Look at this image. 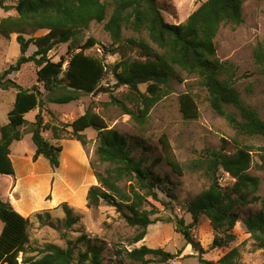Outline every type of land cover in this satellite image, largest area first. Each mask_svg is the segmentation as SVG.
Returning <instances> with one entry per match:
<instances>
[{"label":"trees","instance_id":"16d2710c","mask_svg":"<svg viewBox=\"0 0 264 264\" xmlns=\"http://www.w3.org/2000/svg\"><path fill=\"white\" fill-rule=\"evenodd\" d=\"M0 8L4 11L10 9L4 0H0ZM13 9L16 17H6L0 21V36L9 39L11 34H16L19 46L16 62L0 73V89L16 91L7 115L8 123L0 128L1 176H14L10 146L21 141L23 134L20 128L27 124L25 116L35 110H39V113L31 123L29 132L35 147L32 160L35 162L43 158L51 168H58L62 147L51 144L43 137L46 125L40 109L45 104L68 105L79 100L82 94L98 92L108 69L100 59L83 54L82 51L95 45V40L91 38L82 45V51L71 55L65 71L62 70L64 59L55 63L48 58V54L54 46L67 43L68 54H71L77 35L86 31L91 23L105 21L103 29L111 39L110 53L115 54L127 48L136 49L143 58L123 59L112 67L115 86L128 89L123 100L110 95L111 104L117 105L123 115L130 116L137 123H144L151 109L163 96L170 79L180 81L175 69L177 67L198 79L200 87L206 91L211 110L225 119L237 136L264 141V121L252 107L244 103L234 87V65L216 58L214 40L219 28L222 25L238 27L243 23L242 0H207L183 24L178 25L164 21L158 0H18ZM108 11L110 15L107 19ZM125 30L146 35L150 43L143 38H123ZM36 31L46 33L25 38L27 32ZM31 46L35 51L27 56ZM253 56L264 75V42L257 45ZM29 63L38 68L37 82L42 84L44 92L37 86L26 89L6 79ZM140 85H146L145 93L140 91ZM58 91L64 93L57 94ZM179 106L185 120L199 117L192 94L180 95ZM230 107L235 111H230ZM67 128L71 129L72 139L82 146L87 145L82 133L89 129L96 131L98 147L95 154L98 161L107 166L103 172L95 173L98 186L88 191V207L96 209L100 204H105L114 208L125 223L135 229L128 240L129 246L144 240L148 227L156 222V219H152L153 210L157 206L167 208V204L158 196V191L166 195L169 193L161 179L132 155L127 138L115 129H109L106 121L93 108H88ZM53 134L58 137L55 132ZM160 144L167 166L173 173L182 176L183 169L172 159L165 137L160 139ZM226 148L227 143L223 140L219 149H206L201 157L187 166L190 172L201 174L209 186L186 207L192 222L186 225L183 219H178L175 229L183 235L185 243L198 253L200 264H214L201 258L204 250L191 235V229L198 225L200 218L208 220L216 235L213 247H225L234 241L233 231L241 209L250 205L259 204L260 210L246 216L242 222L254 241L253 248L264 249V200L258 194L260 179L249 174L251 147H238L233 154H227ZM257 155L258 169L264 172V146L258 148ZM220 172L233 180L231 186L220 185ZM147 207L152 210H147ZM60 208L65 214L62 225L66 229L76 225L78 217L67 204L63 203ZM0 222V264H103V248L93 244L85 234L68 241L64 248L46 244L42 256H24L19 262V255H25L29 243L30 221L0 199ZM125 253L130 262L119 264H148L151 261L147 257L164 264L179 254L146 246ZM238 256V250L233 249L219 263L232 264Z\"/></svg>","mask_w":264,"mask_h":264},{"label":"rangeland","instance_id":"374dc122","mask_svg":"<svg viewBox=\"0 0 264 264\" xmlns=\"http://www.w3.org/2000/svg\"><path fill=\"white\" fill-rule=\"evenodd\" d=\"M18 0H4L8 11L0 8V21L6 17H16L13 7ZM164 21L171 25L183 24L187 18L207 0H158ZM110 11L107 13V19ZM243 23L238 27L221 26L214 40L216 58L229 62L235 67L234 87L241 99L252 107L259 118L264 121V75L254 61V50L264 42V0H242ZM106 22V21H105ZM91 23L90 27L77 35L73 42L74 49L68 54L69 44L56 45L49 52L48 58L53 62L64 63L62 70L68 67L73 53L82 51V45L91 38L95 45L82 51L84 55L100 59L107 67V75L101 83L100 90L92 95L82 94L79 100L68 105L45 104L40 109L43 123V137L53 145H60L59 166L53 169L48 162L39 158L33 162L35 147L31 141L30 129L39 110L25 116L27 124L20 128L23 134L21 141L10 146V159L14 167V176L0 175V199L8 203L24 218L29 219V243L25 255H19V262L24 256L38 258L42 256L43 246L53 244L64 248L68 241H73L80 234H85L93 244L101 246L103 264L129 263L126 251L146 246L151 249H162L178 256L164 264H200L198 253L185 243L184 237L175 229V221L183 219L186 225L192 222L186 207L199 193L206 190L209 182L199 173L188 170V164L201 157L206 149H219L226 141L227 154H233L236 148L251 147L252 164L249 174L260 179L258 194L264 200V172L258 169L257 150L264 146L259 138L237 136L225 119L217 116L206 100L205 89L200 87L194 75L176 69L180 79H170L164 88L161 99L151 109L144 123L135 122L130 116L123 115L117 105L110 102V95L123 100L128 93L126 87H116L111 74L112 67L123 59L143 60L138 50L124 49L115 54L109 52L111 39L104 31V23ZM25 35V38L39 37L46 31H36ZM16 34L9 39L0 36V73L14 64L19 56ZM143 38L150 43L146 35L125 30L123 38ZM35 51L30 47L27 56ZM38 68L32 64L23 65L18 72L12 73L10 79L22 88L37 86L44 92L42 84L37 82ZM142 93L146 85H140ZM16 91L0 89V128L8 123L7 115L12 108ZM64 93L58 91L57 94ZM190 93L195 97L199 117L196 120H185L180 114L179 97ZM45 95V94H44ZM88 108H93L107 123L109 129H115L124 135L132 147V155L140 160L145 168L159 177L162 185L168 190V196L158 191V196L167 204L153 211L152 219L156 222L148 227L144 240L129 246L128 240L135 233L114 208L100 204L96 209L88 207L87 194L91 187L98 186L95 173L103 172L107 166L96 157L98 147L97 132L89 129L82 133L87 145L72 139L71 129L67 128ZM230 111H235L229 108ZM58 137H55L53 133ZM165 137L170 147L171 157L183 169V175L172 172L165 163L160 139ZM221 186H231L233 180L225 173H219ZM66 203L78 222L66 229L62 222L65 214L60 206ZM151 211L152 208L147 207ZM260 210V205H250L241 209L239 220L234 228V241L225 247H213L215 233L208 220L201 217L198 225L191 229V235L204 250L201 258L205 261L220 264L222 257L231 250L237 249L239 256L232 264H263L264 249L255 250L254 241L242 222L243 218ZM170 221V222H168ZM2 223L0 222V233ZM65 235L66 238H63ZM149 259L148 264H161Z\"/></svg>","mask_w":264,"mask_h":264}]
</instances>
